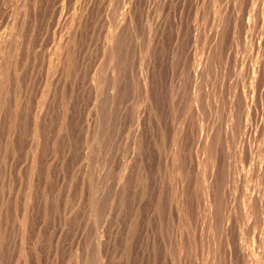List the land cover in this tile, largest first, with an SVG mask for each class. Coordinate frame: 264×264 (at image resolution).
<instances>
[{"label": "rangeland", "instance_id": "rangeland-1", "mask_svg": "<svg viewBox=\"0 0 264 264\" xmlns=\"http://www.w3.org/2000/svg\"><path fill=\"white\" fill-rule=\"evenodd\" d=\"M0 112V264H264V0H0Z\"/></svg>", "mask_w": 264, "mask_h": 264}, {"label": "bare ground", "instance_id": "bare-ground-1", "mask_svg": "<svg viewBox=\"0 0 264 264\" xmlns=\"http://www.w3.org/2000/svg\"><path fill=\"white\" fill-rule=\"evenodd\" d=\"M7 75V74H6ZM1 113V112H0ZM150 174V173H149ZM151 187V186H150ZM213 203V202H212ZM81 208V207H80ZM109 244V243H108ZM163 244V243H162ZM241 245V244H240ZM168 261V260H167ZM263 263V262H262ZM256 264V263H255Z\"/></svg>", "mask_w": 264, "mask_h": 264}]
</instances>
